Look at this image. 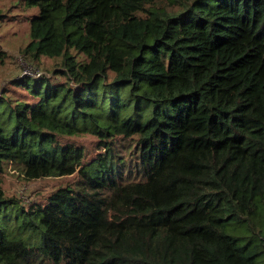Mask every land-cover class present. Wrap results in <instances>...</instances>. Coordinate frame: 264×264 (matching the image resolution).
<instances>
[{"label": "trees", "instance_id": "obj_1", "mask_svg": "<svg viewBox=\"0 0 264 264\" xmlns=\"http://www.w3.org/2000/svg\"><path fill=\"white\" fill-rule=\"evenodd\" d=\"M27 1L22 55L65 81L0 95V177L77 181L28 207L0 181V264H264V0Z\"/></svg>", "mask_w": 264, "mask_h": 264}, {"label": "rangeland", "instance_id": "obj_2", "mask_svg": "<svg viewBox=\"0 0 264 264\" xmlns=\"http://www.w3.org/2000/svg\"><path fill=\"white\" fill-rule=\"evenodd\" d=\"M0 9L4 14L2 21H0V49L5 50L8 54L5 62L0 64V95L18 101L27 100V102L34 103L35 101L30 96L29 90L15 86L12 80L22 77L25 69L27 71L29 70L27 67H32L36 72L51 78L55 83H62L65 81L64 78L54 75L60 59L43 57L39 62L29 64L22 55V49L30 41V21L39 15V7L30 6L27 0H0ZM157 107L164 109L162 106ZM151 108H154V105ZM166 108L168 109V107ZM68 140L83 147L87 161L104 151L98 148V141L92 135L71 137ZM133 146V142L118 138L115 150L121 158L129 160V150ZM0 181L8 197L14 196L21 201V204L28 207L34 203L45 204L47 198L58 187L74 185L77 176L48 177L27 181L14 165L5 164V172L1 175ZM34 217L32 218L34 219ZM25 218L30 217L24 214L21 215V211L14 209L9 211L2 221L4 225L14 229L13 225L21 223ZM34 221L35 224H39V218L34 219Z\"/></svg>", "mask_w": 264, "mask_h": 264}, {"label": "built area", "instance_id": "obj_3", "mask_svg": "<svg viewBox=\"0 0 264 264\" xmlns=\"http://www.w3.org/2000/svg\"><path fill=\"white\" fill-rule=\"evenodd\" d=\"M27 69H29V70L26 71V69H25V71L22 74L23 76H31L34 78H40L42 76V74L40 72H36L32 67H27Z\"/></svg>", "mask_w": 264, "mask_h": 264}]
</instances>
